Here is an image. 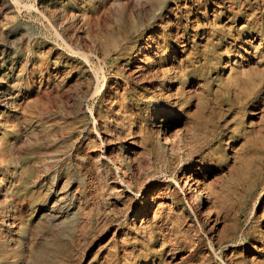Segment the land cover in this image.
Listing matches in <instances>:
<instances>
[{"label":"rangeland","instance_id":"rangeland-1","mask_svg":"<svg viewBox=\"0 0 264 264\" xmlns=\"http://www.w3.org/2000/svg\"><path fill=\"white\" fill-rule=\"evenodd\" d=\"M260 83L264 0H0V264H264Z\"/></svg>","mask_w":264,"mask_h":264},{"label":"bare ground","instance_id":"bare-ground-1","mask_svg":"<svg viewBox=\"0 0 264 264\" xmlns=\"http://www.w3.org/2000/svg\"><path fill=\"white\" fill-rule=\"evenodd\" d=\"M160 47V46H159ZM158 48V47H157ZM157 52V51H156ZM147 57V56H146ZM144 59H142V60H140V61H143ZM144 62V61H143ZM137 69H140L141 68V65H138L137 67H136ZM136 70V69H135ZM188 80V77H183V76H181L180 78H179V84L180 85H183L186 81ZM177 84V83H176ZM254 87L256 88L257 87V84H255L254 85ZM258 90L256 91V92H254L251 96H249V91L250 90H248V91H246V90H242L240 87L238 88L239 89V91H238V93H237V96H238V99L240 100V103L241 102H244V103H241V105L243 106V108H245L244 106L248 103V101L250 100V101H252L253 100V98H255L256 96H258L259 94H261L262 93V91H263V89H264V83H260L259 85H258ZM247 89V88H246ZM249 89V88H248ZM242 90V91H241ZM243 91H246V92H243ZM253 91V90H252ZM249 92V93H248ZM258 93V94H257ZM126 96V95H125ZM262 96V95H261ZM188 97V96H187ZM260 97V96H259ZM264 97V96H263ZM250 103V102H249ZM254 104V103H253ZM168 105V104H167ZM177 106V105H176ZM183 106V105H182ZM177 108V107H176ZM160 113H166L165 115H164V117H162V119H161V122H167V121H169V118H168V116H170L171 114H173L174 112L172 111V110H170V109H161L160 110ZM191 114V113H190ZM196 114V113H195ZM194 115V114H193ZM196 116V115H195ZM189 119V118H188ZM196 121V120H195ZM198 123V122H197ZM190 126H191V124H190ZM201 127V126H200ZM199 127V128H200ZM198 128V129H199ZM191 129V128H190ZM193 129V134H192V141L194 142L193 144H192V148H191V150H190V154H193V153H197V152H199L200 151V146L199 145H197V143L199 142V140H200V138H202L201 136H202V134L200 135L199 134V132L197 131L198 129H197V127L194 129V128H192ZM155 131V130H154ZM164 138L166 139H171V141L173 140L172 138H170V136L167 134V132H166V129H165V131H164ZM167 135V136H166ZM191 135V134H190ZM204 135V134H203ZM203 138H204V136H203ZM210 138V137H209ZM166 139V140H167ZM170 141V142H171ZM167 142H168V140H167ZM207 142V141H206ZM205 142V143H206ZM172 143H174V142H172ZM246 143V142H245ZM147 144V143H146ZM129 145H132V146H136V145H138V143L136 142V141H134V140H131L130 141V143H129ZM140 145V144H139ZM174 146V145H173ZM188 147V146H187ZM205 147V146H204ZM207 149V148H206ZM112 150V149H111ZM133 150V149H132ZM152 154V151H151V153L149 154V155H151ZM153 154H154V152H153ZM101 156V155H100ZM204 156V155H203ZM209 156V155H208ZM102 157V156H101ZM95 158V157H94ZM163 158V157H162ZM113 161H115V164H116V167L117 168H120V164H119V162L117 161V159H116V157H112L111 158ZM119 159V158H118ZM121 159V158H120ZM160 159V158H159ZM180 160V159H179ZM196 163H197V168L195 169V172L196 173H203L204 172V169H205V164H204V162H203V160H202V156H200V157H198L196 160ZM121 162V161H120ZM179 162V161H178ZM181 162V161H180ZM113 163V162H112ZM123 165H124V163H123ZM150 166V165H149ZM145 167V166H144ZM100 168V167H99ZM122 169V168H121ZM136 169V168H135ZM147 169V168H146ZM119 170V169H118ZM117 170V171H118ZM124 170V169H123ZM138 170V169H137ZM141 170V169H140ZM116 171V170H115ZM125 171V170H124ZM141 172V171H140ZM192 170H190V174L189 175H186L185 174V171H183V174H182V177H181V181H183V186H187V187H192L193 186V189H195V191L197 190L198 192H201L202 191V188H201V186H200V180H198V178L197 177H195L194 175H192ZM135 173V172H134ZM123 174V173H122ZM132 174V173H131ZM126 176V175H125ZM159 176V175H158ZM130 177V176H129ZM123 178H124V176H123ZM130 179V178H129ZM156 175L155 174H153L152 176H150V177H148L147 179H146V183H149V185H151V184H153L155 181H156ZM200 179V178H199ZM124 180V179H123ZM159 180V179H158ZM121 181V180H120ZM203 182V181H202ZM112 183V182H111ZM122 183V182H121ZM130 183V182H129ZM135 184H136V182H135ZM205 184V183H204ZM138 185V184H137ZM139 186H140V189L142 188L143 189V183H141V184H139ZM203 186V185H202ZM205 186V185H204ZM203 186V187H204ZM208 186V185H207ZM206 186V187H207ZM126 189V188H125ZM124 188H122V186L120 187V188H116V191H120V192H125L126 190H125ZM156 190V189H155ZM164 190V189H163ZM161 191V189H160V191H158V190H156V191H158V194L159 195H156V196H159V198L158 197H156V196H154V197H152V203H154L155 204V201L158 199H160V206H162L163 204H164V202H163V199H164V194H165V191ZM113 191H114V188H113ZM143 192L144 191H146V190H142ZM207 191V190H206ZM143 192H142V194H143ZM160 192V193H159ZM121 193V194H122ZM147 193V192H146ZM146 193H144V195L146 194ZM124 195V194H123ZM122 195V196H123ZM147 195V194H146ZM190 195V194H189ZM194 195V194H193ZM166 196V195H165ZM145 197H147V196H145ZM191 197V196H190ZM134 219L136 220V219H139V216L138 215H135L134 216ZM147 220H145V218H143L139 223H140V228H145L144 227V224L146 223L147 224Z\"/></svg>","mask_w":264,"mask_h":264}]
</instances>
